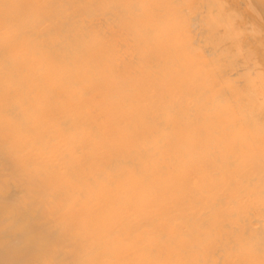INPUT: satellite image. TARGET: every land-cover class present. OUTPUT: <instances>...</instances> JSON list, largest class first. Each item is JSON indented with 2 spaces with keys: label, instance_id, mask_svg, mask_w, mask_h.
<instances>
[{
  "label": "bare ground",
  "instance_id": "6f19581e",
  "mask_svg": "<svg viewBox=\"0 0 264 264\" xmlns=\"http://www.w3.org/2000/svg\"><path fill=\"white\" fill-rule=\"evenodd\" d=\"M0 264H264V0H0Z\"/></svg>",
  "mask_w": 264,
  "mask_h": 264
}]
</instances>
